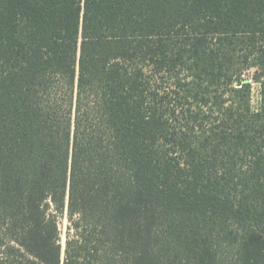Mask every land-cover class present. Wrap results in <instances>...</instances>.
I'll return each instance as SVG.
<instances>
[{"label":"trees","instance_id":"trees-1","mask_svg":"<svg viewBox=\"0 0 264 264\" xmlns=\"http://www.w3.org/2000/svg\"><path fill=\"white\" fill-rule=\"evenodd\" d=\"M0 264H264V0H0Z\"/></svg>","mask_w":264,"mask_h":264},{"label":"rangeland","instance_id":"rangeland-1","mask_svg":"<svg viewBox=\"0 0 264 264\" xmlns=\"http://www.w3.org/2000/svg\"><path fill=\"white\" fill-rule=\"evenodd\" d=\"M258 69L256 67H252L249 71L245 72V76L249 77L252 82V109L253 111L257 112L261 108L262 102V86L256 80L257 79ZM67 226V219H61V227L63 230L66 229ZM66 237L63 235V244L65 245Z\"/></svg>","mask_w":264,"mask_h":264}]
</instances>
